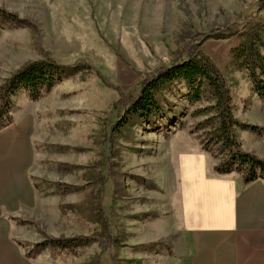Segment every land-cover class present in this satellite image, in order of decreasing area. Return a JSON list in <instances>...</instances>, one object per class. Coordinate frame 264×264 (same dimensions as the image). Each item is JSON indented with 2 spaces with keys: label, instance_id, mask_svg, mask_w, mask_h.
Masks as SVG:
<instances>
[{
  "label": "rangeland",
  "instance_id": "1",
  "mask_svg": "<svg viewBox=\"0 0 264 264\" xmlns=\"http://www.w3.org/2000/svg\"><path fill=\"white\" fill-rule=\"evenodd\" d=\"M261 1L0 0V10L24 21L0 15V89L32 61L77 67L37 95L20 90L0 121V133L22 130L30 144L29 190L1 204L7 223L1 221L0 234L8 239L0 240V264L172 262L182 154L204 155L209 168L227 158L220 141L209 143L215 112L196 114L215 101L207 95L191 102L187 84L175 82L159 94L163 113L118 131L117 105L136 98L161 67L202 51L226 78L235 117L262 126L264 103L255 106L259 97L231 53L241 40L199 42L250 17L264 36ZM246 131L237 128V139ZM61 236L88 243L37 248Z\"/></svg>",
  "mask_w": 264,
  "mask_h": 264
},
{
  "label": "crops",
  "instance_id": "2",
  "mask_svg": "<svg viewBox=\"0 0 264 264\" xmlns=\"http://www.w3.org/2000/svg\"><path fill=\"white\" fill-rule=\"evenodd\" d=\"M260 128L238 139L246 152L264 159V124ZM29 166L26 133H0V223H7L1 204L29 190ZM214 167L204 155L182 154L170 264H264V177L244 184L238 172L218 175ZM0 238L4 245L8 237L1 233Z\"/></svg>",
  "mask_w": 264,
  "mask_h": 264
},
{
  "label": "trees",
  "instance_id": "3",
  "mask_svg": "<svg viewBox=\"0 0 264 264\" xmlns=\"http://www.w3.org/2000/svg\"><path fill=\"white\" fill-rule=\"evenodd\" d=\"M264 7V0L259 3ZM0 15L10 21L23 23L24 21L14 13L0 10ZM205 37L214 39H228L238 37L241 42L232 50V57L239 69H244L249 75L255 94L264 103V36L258 24H252L251 17L245 23H238L224 29H216ZM76 65L62 67L51 60L32 61L23 65L0 89V121L9 113L12 107V97L20 90L30 91L37 95L41 89L52 88L61 81L62 74L76 69ZM184 82L188 86V99L199 102L209 95L215 104L196 111L197 115L215 112L208 122L216 120L217 126L208 136L210 142L220 141L222 149L228 152L227 158L214 167L218 175H228L235 171L241 174L244 184H249L264 176V159L254 153L243 150L236 136V129L260 130V127L240 122L234 115L233 99L230 87L221 70L215 62L204 52L194 51L186 59H181L170 67H161L155 75L145 80L139 86V95L133 100L119 102L122 108L116 130L124 127L130 120L144 119L150 121L154 114L163 113L159 105L160 92L175 82ZM207 124V123H206ZM207 147H205L206 149ZM101 218L107 225V219L101 211ZM108 226V225H107ZM87 239L82 237L51 238L37 245V248H68L86 245Z\"/></svg>",
  "mask_w": 264,
  "mask_h": 264
}]
</instances>
